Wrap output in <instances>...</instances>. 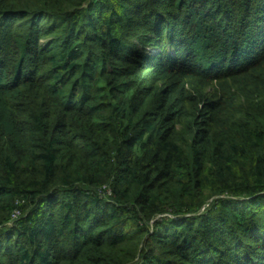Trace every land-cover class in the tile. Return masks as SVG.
Listing matches in <instances>:
<instances>
[{
    "label": "trees",
    "instance_id": "obj_1",
    "mask_svg": "<svg viewBox=\"0 0 264 264\" xmlns=\"http://www.w3.org/2000/svg\"><path fill=\"white\" fill-rule=\"evenodd\" d=\"M0 264H264V0H0Z\"/></svg>",
    "mask_w": 264,
    "mask_h": 264
},
{
    "label": "rangeland",
    "instance_id": "obj_2",
    "mask_svg": "<svg viewBox=\"0 0 264 264\" xmlns=\"http://www.w3.org/2000/svg\"><path fill=\"white\" fill-rule=\"evenodd\" d=\"M151 53H153L156 49L150 48V46L147 48Z\"/></svg>",
    "mask_w": 264,
    "mask_h": 264
},
{
    "label": "built area",
    "instance_id": "obj_3",
    "mask_svg": "<svg viewBox=\"0 0 264 264\" xmlns=\"http://www.w3.org/2000/svg\"><path fill=\"white\" fill-rule=\"evenodd\" d=\"M19 215V211L14 213V217L16 218Z\"/></svg>",
    "mask_w": 264,
    "mask_h": 264
}]
</instances>
